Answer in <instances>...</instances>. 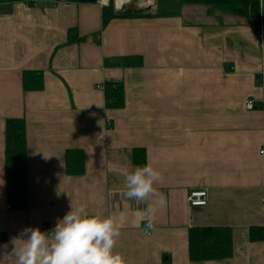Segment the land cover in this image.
Listing matches in <instances>:
<instances>
[{
  "label": "crops",
  "instance_id": "obj_1",
  "mask_svg": "<svg viewBox=\"0 0 264 264\" xmlns=\"http://www.w3.org/2000/svg\"><path fill=\"white\" fill-rule=\"evenodd\" d=\"M148 12L108 20L98 1L0 3V245L25 227L48 231L83 204L122 225L116 251L127 264H264V241L249 239L264 226V43L224 10ZM71 28L83 40L69 42ZM134 56L142 66L123 65ZM25 71L42 73L44 89L25 91ZM107 81L124 83V108H106L98 86ZM10 118L26 120L27 210L7 202ZM71 149L85 153L82 175L66 172ZM146 164L161 173L154 188L166 201L152 235L139 217L145 203L122 195L126 175ZM197 188L209 194L205 207L189 203ZM193 226L228 228L233 256L192 261Z\"/></svg>",
  "mask_w": 264,
  "mask_h": 264
},
{
  "label": "trees",
  "instance_id": "obj_2",
  "mask_svg": "<svg viewBox=\"0 0 264 264\" xmlns=\"http://www.w3.org/2000/svg\"><path fill=\"white\" fill-rule=\"evenodd\" d=\"M28 1L32 4L42 0H0V3ZM79 1V0H53ZM204 5L209 11L224 10L246 20L253 31L263 39L264 28L260 0H180V4ZM146 11L130 9L116 10L113 0L108 6L107 19L126 17H148ZM107 23V21H106ZM77 30L69 31V42L81 41ZM123 65L137 67L143 65L140 56L124 57ZM45 87L44 76L37 71L23 73V88L25 91L42 90ZM106 108L122 109L126 105L124 83L121 81H107L104 84ZM6 188L7 202L14 210H27L30 202L28 182V143L27 127L24 118H10L6 122ZM134 163H146L144 149L134 150ZM85 153L81 149H71L66 153V172L69 175L85 173ZM249 239L253 242L264 241V226H251ZM189 251L192 261L224 260L233 256L234 243L228 228L215 226H193L189 229Z\"/></svg>",
  "mask_w": 264,
  "mask_h": 264
},
{
  "label": "clouds",
  "instance_id": "obj_3",
  "mask_svg": "<svg viewBox=\"0 0 264 264\" xmlns=\"http://www.w3.org/2000/svg\"><path fill=\"white\" fill-rule=\"evenodd\" d=\"M100 2L107 4V0ZM259 7L264 13V0ZM160 179L161 173L151 164L137 167L124 179L123 197L146 205L139 217L147 234L156 230L157 213L166 204L154 188ZM121 228L115 217L90 214L85 205L74 208L71 204L54 228L25 227L0 245V264H127L124 254L116 251Z\"/></svg>",
  "mask_w": 264,
  "mask_h": 264
},
{
  "label": "rangeland",
  "instance_id": "obj_4",
  "mask_svg": "<svg viewBox=\"0 0 264 264\" xmlns=\"http://www.w3.org/2000/svg\"><path fill=\"white\" fill-rule=\"evenodd\" d=\"M111 1L112 0H110L109 3H111ZM113 2L115 6V0H113ZM178 3L180 4V0H128L127 4L122 8V10H132V8H136L138 10L148 12L149 9L154 8L157 12H172L176 10Z\"/></svg>",
  "mask_w": 264,
  "mask_h": 264
},
{
  "label": "built area",
  "instance_id": "obj_5",
  "mask_svg": "<svg viewBox=\"0 0 264 264\" xmlns=\"http://www.w3.org/2000/svg\"><path fill=\"white\" fill-rule=\"evenodd\" d=\"M110 0H107V4H101L100 0H98V4L102 7H108L110 5ZM127 2L123 3L121 7H118L117 1L115 0V6L116 9H122ZM264 28V27H263ZM263 41V39H262ZM101 89H104L103 85L98 86ZM255 106V103L253 100H249L247 102V107L250 109H253ZM264 154V150L261 151ZM189 203L192 207H205L208 205V200H209V194L206 189L203 188H197L193 189L190 191L189 196H188ZM263 203H264V198H263ZM146 233V232H145ZM153 231L150 234L147 235H152Z\"/></svg>",
  "mask_w": 264,
  "mask_h": 264
},
{
  "label": "water",
  "instance_id": "obj_6",
  "mask_svg": "<svg viewBox=\"0 0 264 264\" xmlns=\"http://www.w3.org/2000/svg\"><path fill=\"white\" fill-rule=\"evenodd\" d=\"M79 1L84 2V3H96L97 2V0H79ZM132 10L141 11V10H138L136 8H132Z\"/></svg>",
  "mask_w": 264,
  "mask_h": 264
},
{
  "label": "bare ground",
  "instance_id": "obj_7",
  "mask_svg": "<svg viewBox=\"0 0 264 264\" xmlns=\"http://www.w3.org/2000/svg\"><path fill=\"white\" fill-rule=\"evenodd\" d=\"M118 7H121L123 3L127 2L128 0H116ZM152 1V0H150ZM140 7V6H139Z\"/></svg>",
  "mask_w": 264,
  "mask_h": 264
}]
</instances>
